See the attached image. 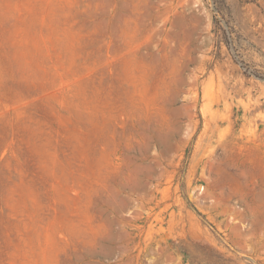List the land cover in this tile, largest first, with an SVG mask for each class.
<instances>
[{"label": "rangeland", "instance_id": "1", "mask_svg": "<svg viewBox=\"0 0 264 264\" xmlns=\"http://www.w3.org/2000/svg\"><path fill=\"white\" fill-rule=\"evenodd\" d=\"M0 264H264V0H0Z\"/></svg>", "mask_w": 264, "mask_h": 264}]
</instances>
